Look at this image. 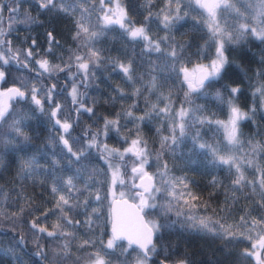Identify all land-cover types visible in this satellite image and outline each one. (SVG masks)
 <instances>
[{"label": "trees", "instance_id": "16d2710c", "mask_svg": "<svg viewBox=\"0 0 264 264\" xmlns=\"http://www.w3.org/2000/svg\"><path fill=\"white\" fill-rule=\"evenodd\" d=\"M119 1L135 26L144 24L145 17L152 13V18L146 25L149 37L154 40H159L166 35L174 38L177 44L185 45L184 53L173 69L171 60H168L165 66V58L160 54L145 53L143 51L144 41H131L123 30L105 28L103 37L95 45V48L100 50L101 61L95 65L90 64L87 80L83 78L85 86L82 103L85 107H92L94 115L90 116L82 110L79 114L76 112L72 123L73 135L70 136L69 143L73 150L82 148L87 142V137L83 133L101 129L104 118H119V132L109 130L107 136H101L102 145L120 150L129 141L137 138L136 126L139 124V135L147 141L150 149V165H146L145 170L150 171L151 175L155 174L158 167L167 162L170 176L187 178L186 182L189 184L190 191L199 197V200L195 202L197 207L193 211L190 212L183 203H174L170 211L158 207L155 210L143 212L147 222L157 221L166 225L160 233L153 236L157 252L151 256L148 264H161V261L175 264L180 260H187L189 264H256L254 258L245 259L242 255L245 249H251L252 244V241L245 238L248 233L244 228L238 229L239 232H244V236L222 239L193 227L192 221L187 217L197 215L211 216L213 219L222 218L221 222L225 225L237 224L241 216L248 219L264 217V197L260 195L259 187L253 191L251 185L246 184L242 190L234 189L232 181L235 179V168L230 170L227 165L216 166L210 163L211 154L196 147L192 139L199 133L200 139L196 142L197 144L205 142L213 145L219 144L222 149L221 155H236L243 157L244 160L251 159L252 165H245L241 170L246 181H259L264 173V97L253 95V92L260 82H264V77L257 75L258 72L264 71V63L261 62L264 60V42L248 36L240 44L229 46L226 54L230 64L222 74V78L208 88V91L213 94L217 90L221 91L225 99L230 95L228 88L238 86L241 89L234 102L241 110L248 112L250 117L241 121L239 125L243 133L242 145L238 149L227 146L223 128L215 124L210 126L196 124L188 130L187 136L180 141L174 152H165L158 162L156 153L160 149V140L162 136L170 135L171 121L164 117L157 118L155 115L143 122L129 120L125 113L130 110L135 117L144 116L145 113L151 111L153 104L158 108H163L169 102L174 111L179 110L184 100V92L187 90L186 84L181 83L182 76L178 75L179 69L196 63L204 64L215 54L214 46L204 47L209 38L207 30L209 17L196 6L194 0H181L180 15L185 17L184 20L165 31L161 21L165 14L162 10L165 9L167 0ZM230 2L234 3L242 13L252 17L259 0H243V3L240 0H230ZM221 15L229 21L246 22L236 20L231 12L218 11V18ZM103 27L104 25L100 23L94 30L99 31ZM57 31L62 40L68 41L67 49L73 44L71 51H66V49L62 53L65 57L71 54H83V50L78 49L81 41L73 39L76 31ZM54 34L57 36L55 32ZM161 47L167 48V45L162 44ZM130 60L133 61V76L136 78L134 83L128 82L117 66L119 63L126 64ZM154 68L155 71H153ZM153 75L157 76L162 84L156 93H150L146 83ZM8 81L4 80L3 84ZM21 81L24 80L14 82L20 84ZM225 85L228 87H224ZM36 86L42 89L49 85L45 79H37ZM136 88L142 89L138 96L133 95ZM116 89L122 90L124 95L121 96ZM161 92L164 96L171 93V100L158 99ZM43 97L42 92L37 95L41 102H43ZM194 99L197 104L204 106V112L198 115L212 121L228 119L229 109L226 104H220L212 98L194 97ZM33 104L32 101L27 103L26 100L17 99L12 107L14 113H21ZM253 108L254 112L250 111ZM12 115L13 113L0 124V264H18L15 258L16 253L23 257L24 264H60L54 259L53 252L57 245L63 242L62 238L47 237L46 233H39L32 229L31 223L35 220L39 226L47 227L49 231L53 230L52 226L57 223L60 214L49 211L54 208L56 198L51 192V187L54 179L62 172L72 175L75 164L68 163L70 156L66 154V149H62L60 140L50 133L51 125L40 119L24 120L22 130L28 137L27 140L23 137H16L14 134L9 135ZM77 130L81 133L76 132ZM125 137L128 142H124ZM75 139H78V142H75ZM249 141L253 145L260 146L254 156L248 155L251 151ZM89 152L90 158L98 152L100 163L105 162L97 148L89 149ZM32 158L35 159L38 169L33 174L25 176L21 172V161ZM133 158L131 154L126 155L123 165L127 167L121 166V178L125 182L122 186L125 188V196L130 199H133L129 195V190L134 181L132 182L127 175L128 165ZM214 178L218 181L215 185L212 183ZM155 179L158 181L159 178L155 177ZM82 184L83 181L78 182V186ZM115 186L119 187V183ZM156 186L159 187V183ZM96 187L101 186L96 185ZM107 188L109 186L105 187L104 184L102 191L105 194H107ZM87 196L88 194L84 193L79 196V200L83 201ZM232 196L236 199L233 200ZM156 197L155 201L150 202L157 205L167 204L163 195L157 193ZM185 199L192 202L190 197L186 196ZM204 204L208 205L207 210L204 209ZM92 206L93 202L89 205L87 213L91 212ZM226 206L231 209L230 213L219 211ZM21 208H24L23 212L20 211ZM105 209L103 207L100 210L106 214ZM46 212L49 214L45 217ZM178 212L183 214L177 215ZM86 215L83 208L70 212L71 219L82 223L75 228L65 226L63 229L75 233L76 239L71 241L70 246L71 252L78 256L94 251L92 248L77 250V246L83 242L79 241L81 239L79 234L87 228L83 224ZM60 222L63 223V221ZM105 224L108 227V222ZM118 242L121 246L116 249L117 253L128 247L126 242ZM37 245L47 253V259L35 255L40 250ZM10 247L13 251H9ZM135 255L136 252L133 251L132 256ZM112 259L115 261L116 257ZM63 264H73V260H64ZM81 264L84 262L81 261Z\"/></svg>", "mask_w": 264, "mask_h": 264}, {"label": "snow or ice", "instance_id": "6c2138e0", "mask_svg": "<svg viewBox=\"0 0 264 264\" xmlns=\"http://www.w3.org/2000/svg\"><path fill=\"white\" fill-rule=\"evenodd\" d=\"M243 3V0H240ZM59 3V11L69 13L79 11L80 16L75 21L76 32L73 39L79 40L81 43L78 45V49L83 50V54H74L70 57V60L74 59L76 62V67L78 71H82L84 74L85 81L89 75L90 64L95 65L101 61L100 50L95 48V45L104 35V29L108 25L118 24L121 29H123L124 34L130 38L131 41H144L145 53H158L160 56L165 58V66H167V61L171 60L173 62V69L175 63L179 61L180 57L183 55L185 50L184 44H177L174 38L169 36L161 37L159 40H154L147 34L146 25L148 21L152 18V13H149L148 17H145L144 24L141 26H135L134 22L128 16L127 11L121 6L119 0H117L115 7L101 8L105 14L103 17H97L98 21L102 20L104 27L99 31L94 30L95 25L91 24V12L88 7H84L82 3H77V0H72L68 3L67 0H40L39 6L43 9L56 8ZM87 3V0H84ZM111 4L112 0H108ZM195 3L202 9H206L209 17V22L207 24V30L209 34L208 40L205 42L204 47H215V56L211 62L207 65L196 64L192 69L183 66L179 69L178 75L182 76L181 83L186 84L187 90L184 92V100L181 103V107L178 111H174L172 104L169 102L165 104V107L158 108L157 105L153 104L151 111L145 113L144 116L135 117L133 113L129 110L125 113V116L129 120L145 121L150 120L153 115L157 118L164 117L166 120H170L169 132L170 135L162 136L160 140V149L156 153V160L159 162L165 152H174L175 148L179 145L180 141L185 138L188 134V130L194 127L196 124L212 125L215 124L219 128H223L225 138L227 141V146L233 148H239L242 145L241 136L243 133L240 130V122L249 119V113L241 110V108L234 102L237 99V94L240 93L241 89L237 87L228 88L230 93L229 97L225 99L223 93L217 90L214 94L208 91V88L219 79L222 78V74L225 72L227 66L230 64L227 49L229 46H234L240 44L245 40L246 37L251 36L262 42H264V0H259L258 4L255 6L254 15L249 17L242 13L234 3L230 0H195ZM100 4L104 5L105 0H100ZM252 11L253 9H249ZM11 12H15L16 9H9ZM165 14L161 21L165 31L170 30L177 23L184 20V16L180 15L181 12V0H167L165 9L162 10ZM221 12H231L234 14L236 20L246 21L244 23H237L235 21H229L226 17L222 16L218 18L217 13ZM186 15V14H185ZM30 21L31 17H27ZM223 21V22H221ZM4 35V30L0 29V36ZM50 47L48 49L51 52V44L54 43V38L51 32L48 33ZM10 43V41H5L0 39V45H5ZM36 41L32 40V45L35 46ZM167 45V48H162L161 45ZM10 55L6 56L4 51H0V61L3 64H9L10 61H16L20 63L21 56L24 57L25 63L22 67L27 66V61L33 57L34 53L32 48L28 49H17L15 52L11 48L7 49ZM200 54L199 51L197 53ZM264 63V60L261 61ZM39 66L40 75L45 73L51 75L54 71H63L59 66H53L50 64L48 59H41L36 61ZM118 68L123 72L126 80L128 82H135L133 76V61L128 63H119ZM70 68L71 64L66 65ZM155 71V68L153 69ZM257 75L264 77V71L258 72ZM5 78V71L0 68V80ZM142 79V77H139ZM148 85V90L150 93H156L162 87L157 76H151L150 81L146 82ZM224 87H228L225 85ZM23 89V90H22ZM56 90V85L49 87L45 94L49 101L52 99V93ZM45 91L38 88L33 84L30 88L25 81H21L19 87H12L7 89L6 92H0V124L5 121L11 113L9 112V105L7 100L9 99H19L26 100L28 96H31L32 102L43 111V105L37 95ZM123 96L124 93L120 89H116ZM142 92L141 88H136L133 95H140ZM253 95H259L264 97V82H260L259 86L255 88ZM73 105H78L76 107V112L79 114L82 111L88 113L90 116L94 115V110L92 107H85L82 103L81 97L82 93L78 91V87L74 85L70 93ZM196 98L208 99L212 98L220 104H226L229 109V117L227 121H212L207 117L200 116L198 113L204 112V106L197 104ZM158 99L171 100V93L168 96H164L161 92ZM135 107V105H133ZM254 108L250 111L254 112ZM62 111V106L57 104L55 109L50 113L52 118L57 117V113ZM119 117V114H117ZM24 117L19 119H14L10 125L11 131L9 135H15L16 137H23L27 140L28 137L24 134L22 130V125L24 123ZM55 125H59L64 134L59 137L62 149H66V154L70 156L68 163L76 164L73 170V174L68 176L66 179L63 177H57L51 187V192L56 197L54 208L49 210L52 213L59 212V217L57 223H55L52 231H49L47 227L39 226L34 220L31 223L32 229H35L39 233H46L47 237L52 238H62L63 242L58 244L53 252V257L58 260L60 264H63L64 260H73V264H148L151 256L157 252L156 245L153 243V236L160 233L162 228L166 225L158 223L157 221L144 222L141 217V228L140 231L135 234L125 233L118 228V225L113 222L112 224V234L111 237L105 243L102 238L99 239H85L82 243L77 246V250L81 251L85 248H94L95 251L87 252L84 256H78L71 252V241L76 239L75 233L67 232L63 229L65 226L75 228L79 226L82 222L79 220H73L69 217V213L75 211L78 208H83L86 212V219L83 224L86 225L89 232L94 231L97 228L103 229L104 224L101 220L103 212L99 208H92L90 213H87L89 205L93 202L97 204L102 203L107 199V194L102 191V188L106 181L99 179L100 176H106L110 179L107 181L110 187V191L114 189V186L119 183L124 185V180L121 178V166L125 160L126 155L131 154L135 158V166L131 168V174L133 179H138L139 184L133 183L129 190V195L133 199L139 200V211L144 212L145 210H155L158 207H162L165 211H170L174 203L187 206L189 211H193L197 204L196 201L199 197L195 196L189 189V184L186 182V177H173L170 176V170L167 162H164L157 169V173L150 175L145 171V166L150 165V149L148 148L147 141H145L139 135V124H137V138L132 139L130 146L125 148L123 152L119 149L109 148L107 145H102L100 141L101 136H107L109 130H115L119 132L120 122L119 118L109 119L104 118V123L101 129L95 132L89 133L85 132V137H87V142L84 147L77 150H73L72 145L69 143V139L66 135H70V129L72 128V123H69L67 119L61 123L60 119H55ZM159 131V129L157 130ZM193 142L199 149L205 150L207 153L211 154V161L213 165H227L231 170L235 168V179L232 181V187L236 190H242L245 185H251L253 191L257 187L260 189V195L264 197V173H262L261 178L258 182L256 181H246L243 171L241 170L245 165H252L253 161L251 159L244 160L243 157H238L236 155H221L222 151L219 144L213 145L208 143H196L200 139V134L197 133L193 138ZM78 142V139H75ZM124 142H128L127 138H124ZM251 151L248 155L254 156L259 145L251 144ZM97 148L101 154L102 158L106 163L108 171L105 172L103 169L99 168H89L85 161L89 160L90 152L89 149ZM119 161V163H117ZM58 163V161H54ZM127 167L126 165H123ZM38 165L34 158L21 161V172L23 175L28 176L37 171ZM259 171V169H257ZM158 177V181L155 179ZM83 181L82 186H78V182ZM159 183V187H157ZM212 183L215 185L218 183L214 178ZM95 185H100L101 187L95 188ZM87 193L88 196L83 200H79V196ZM159 193L164 196L167 200V204L157 205L154 202L156 200V194ZM113 197L115 192L111 191ZM121 197L125 193H120ZM190 197L191 203L185 197ZM233 200L236 199L235 196L231 197ZM204 209L207 210L208 205H203ZM21 212L24 208H21ZM216 211L215 209L213 210ZM219 211L230 213L231 209L229 207H222ZM49 213L46 212L44 216L46 217ZM183 213L178 212L177 215H182ZM15 215V214H14ZM39 219V217L37 218ZM188 220L192 221V226L199 228L201 231L211 233L222 239H235L237 236H244V232H239V228H244L248 235L245 237L247 240L252 241L251 249H245L242 254L245 259L251 257L254 258L256 264H264V217L259 219L251 218L248 219L245 216H241L239 222L235 225L229 224L225 225L221 222V219H213L211 216H197L191 215L187 217ZM60 221H63L61 223ZM103 231L100 235L103 236ZM87 235V232L85 233ZM127 239L128 247L122 249L121 252L117 253L116 249L119 246L118 241L122 239ZM99 244V248H97ZM135 246V247H134ZM40 249L35 253L36 256L47 259V253L39 246ZM131 250V251H130ZM11 251V249L9 250ZM136 252L135 256H132V252ZM112 257H116L114 261ZM131 257V259H129ZM15 258L18 264H24L23 257L16 253ZM177 264H189L187 260H180Z\"/></svg>", "mask_w": 264, "mask_h": 264}, {"label": "flooded vegetation", "instance_id": "af4514ba", "mask_svg": "<svg viewBox=\"0 0 264 264\" xmlns=\"http://www.w3.org/2000/svg\"><path fill=\"white\" fill-rule=\"evenodd\" d=\"M67 2L71 3L72 0H67ZM116 2L117 0H112V3L109 4L108 0H105V4L101 5L100 0H87V3H84V0H77V3H82L84 7L90 9L91 24L96 26L94 29H97L98 24H103L102 20L98 21L97 19V17H103L105 14L100 9L115 7ZM39 3L40 0H0V29L4 30V35L0 36V39L10 41L8 44L0 45V51H4L5 55L8 56L10 55L7 51L8 48H11L15 52L17 49H28L31 47L34 53L33 57L27 61L26 67L21 66L25 63L23 56L20 58V63L10 61L9 64H3V61H0V68H3L5 71V78L0 80V91L9 85L19 87L20 84L14 82L15 80L23 79L30 88L33 84H37V79H45L49 86L42 88L45 91H41L44 95L42 98L43 111L33 104L28 109V118L31 120L40 119L49 123L51 125L50 133L56 139H59L64 133L59 125H55V119H60L61 122L67 119L69 123H73L76 117L75 109L78 105H73L72 103L70 96L71 89L76 85L78 91L83 94L85 82L83 81L84 74L82 71H78L75 60H70V57L74 55L71 54V56L65 57L62 54L68 47V41L62 40L57 30L76 31L75 21L79 18L80 12L78 10L74 13L59 11V3L56 8L43 9L39 6ZM119 3L122 4L120 1ZM196 6L208 15L197 4ZM12 8H15L16 11H9ZM27 17H31V20L29 21ZM107 27L123 30L118 24H111ZM49 32L52 33L55 41L51 44V52L48 51L50 47ZM54 32L57 36H54ZM33 39L36 41L35 46L32 45ZM72 46L66 51H71ZM45 58L48 59L51 65L59 66L63 71L57 70L52 72L51 75L47 73L40 75L39 66L36 61ZM69 64H71V67H66ZM4 80L9 81L3 84ZM52 85H56V90L52 93V99L49 101L45 92ZM16 100L9 99V109ZM57 104L62 106V111L57 113L56 118H52L50 113L55 109ZM78 131L80 132V130L76 132ZM71 135H73V128L70 129V135H66V138L69 139ZM87 164L89 168H99L100 160L98 152L87 161ZM76 167L78 165L75 164L74 169ZM68 174L70 175L71 173L62 172L59 174V177L68 176Z\"/></svg>", "mask_w": 264, "mask_h": 264}, {"label": "water", "instance_id": "95a60500", "mask_svg": "<svg viewBox=\"0 0 264 264\" xmlns=\"http://www.w3.org/2000/svg\"><path fill=\"white\" fill-rule=\"evenodd\" d=\"M203 10L207 12L206 9ZM12 87H18V86L16 85L6 86L0 92H6L7 89ZM8 101L9 100H7V102ZM133 183L139 184L140 181L138 179H135ZM138 205H139L138 199L137 201H135L133 199L128 198L125 195L123 197H121V195H116L110 199L108 203V231L110 236L112 234L113 222H115L118 225V228L124 231L125 233L135 234L140 231L141 228L140 218L142 217L144 222L147 221L143 215V212L139 211ZM120 241L126 242L128 244L126 238ZM161 264H172V263L167 261H161ZM175 264H177V262Z\"/></svg>", "mask_w": 264, "mask_h": 264}, {"label": "rangeland", "instance_id": "374dc122", "mask_svg": "<svg viewBox=\"0 0 264 264\" xmlns=\"http://www.w3.org/2000/svg\"><path fill=\"white\" fill-rule=\"evenodd\" d=\"M0 18H1V16H0ZM214 56H215V54H214ZM214 56L210 59V60H208L206 63H204V65H207V64H209L210 62H211V60L214 58ZM196 64H203V63H196ZM196 64H192V65H190V66H188V68L189 69H192ZM37 85V84H36ZM39 99V98H38ZM30 101H32L31 100V96L29 95L28 96V98L26 99V102L28 103V102H30ZM21 111V110H20ZM9 112L10 113H13V115H12V118H11V121L13 122V120L14 119H19L20 117H24L25 119L24 120H27L28 119V109H26L25 111H22L21 113H19V112H17V113H14V111H13V107H10V109H9ZM19 113V114H18ZM228 120V119H227ZM226 120V121H227ZM130 142L131 141H129L123 148H120V151H122L123 152V150L125 149V148H128L129 146H130ZM133 166H135V162H134V158L131 160V162L129 163V165H128V178H130V180L133 182L134 181V179H133V177H132V174H131V168L133 167ZM99 169H103L105 172H107L108 171V169H107V166H106V163L104 162V163H100L99 164ZM145 171H147V170H145ZM148 172H150V171H148ZM65 175H67V174H65ZM68 176H70L69 174H68ZM68 176H63V178H67ZM99 178H102L104 181H106V183H105V187H107V186H109V184H108V180L110 179L109 177H106V176H100ZM95 187H96V185L94 186V189H95ZM97 188V187H96ZM111 191H114L115 192V196L116 195H120V193L121 192H125V188H124V186H122L121 184H119V187H116V186H114V189H112ZM111 191H110V187L109 188H107V199H105L102 203H100V204H97L96 202H94V200H93V206L91 207V209L92 208H99V209H101V208H103V207H105L106 209V214H104L103 213V216L101 217V220L103 221V224H104V227H103V229H100V228H97V229H95L94 231H91V232H89L88 231V229L86 228V230L83 232V231H81L80 232V237H81V239L79 240V241H83V240H85V239H99V238H102L103 240H104V242L106 243L107 242V240L111 237L110 236V234H109V231H108V227H107V225L105 224V223H107L108 222V213H107V211H108V203H109V201H110V199L113 197V195L111 194ZM135 201H137V199H134ZM105 203H106V206H105ZM101 231H103V236L101 237V235H100V233H101ZM87 232V235H85V233ZM118 244H119V246H121V243H119L118 242ZM97 248H99V244H97V246H96ZM11 249V251H13V249H12V247H10L9 248V250ZM94 251L96 250V249H94V248H92Z\"/></svg>", "mask_w": 264, "mask_h": 264}]
</instances>
